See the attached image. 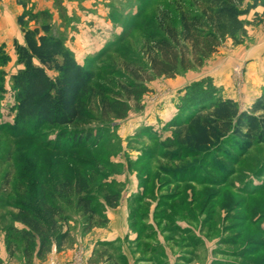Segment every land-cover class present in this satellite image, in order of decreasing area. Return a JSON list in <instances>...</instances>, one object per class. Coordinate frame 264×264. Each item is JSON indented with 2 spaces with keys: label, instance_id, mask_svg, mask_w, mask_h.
<instances>
[{
  "label": "rangeland",
  "instance_id": "1",
  "mask_svg": "<svg viewBox=\"0 0 264 264\" xmlns=\"http://www.w3.org/2000/svg\"><path fill=\"white\" fill-rule=\"evenodd\" d=\"M194 2L0 1V45L10 58L0 64V84L7 90L0 91V264H57L56 233L83 235L86 215L76 208L75 180L94 196L97 212L107 195L118 192L123 203L127 198L135 239L125 251L133 264L137 251L146 264H166V252L181 255L175 264L195 258L192 264H264V144L223 169L226 159L213 150L197 157L184 153L175 129L199 95L232 99L248 110L264 94V0H244L243 6H256L241 17L247 31L242 44L228 39L203 66L172 78L152 73L138 85L137 70H150L145 44L163 35L160 24L169 19L180 28V3L195 11ZM26 12H48L50 20L27 16L25 26L50 23L93 74L82 97L93 120L78 124L87 136L81 148L69 143L56 151L50 144L57 127L26 136L4 128L12 120L3 106L12 98L11 75L22 67L13 47L14 41L23 43L17 18ZM50 203L67 216L55 219V231L43 210ZM95 219L106 223L103 216ZM36 225L49 238L42 255ZM21 231L34 234L33 240ZM103 249L114 261L123 257L119 247Z\"/></svg>",
  "mask_w": 264,
  "mask_h": 264
},
{
  "label": "trees",
  "instance_id": "2",
  "mask_svg": "<svg viewBox=\"0 0 264 264\" xmlns=\"http://www.w3.org/2000/svg\"><path fill=\"white\" fill-rule=\"evenodd\" d=\"M243 2L195 0V11L192 5L180 3V28L168 18L166 26L160 24L163 35L145 44L144 52L150 70L141 67L137 70L138 85L144 79H151L153 74L172 78L180 72L203 66L228 39L237 45L242 44L247 31L241 17L256 6L255 3L243 6ZM27 16L35 20L39 17L50 20L48 12H26L17 18L23 43L14 41L13 47L22 67L11 75L12 98L3 106L12 120L3 124L4 128L14 135L26 136L33 135L44 126L57 127L55 140L50 144L56 151L62 152L65 144L69 143L73 149L81 148L87 136L78 124L93 120L82 102L83 95L91 89L93 74L66 49L63 38L53 32L50 23L26 27ZM9 59L0 45V64L6 66ZM0 91L7 93L2 84ZM175 129L178 130L177 140L184 153L197 157L213 150L226 159V166H223L226 169L251 147L264 144V94L248 110H241L232 99L211 100L207 95L206 98L199 95L187 106L184 120L181 124H175ZM72 188L77 196L76 208L86 215L84 233L94 226H100L96 216H103L104 221H107L105 206L115 208L119 204L118 192L112 196L107 195L102 210L97 212L92 206L96 201L94 196L83 193L84 186L81 187L78 180L74 181ZM22 210L25 213L30 211L25 208ZM43 210L47 219L53 223L54 231L58 216L61 220L67 219V216L62 218L64 209L56 204L44 205ZM21 232L32 240L35 236L27 231ZM35 233L40 239L38 254L42 255L49 238L45 228H39L38 225ZM69 239V230L56 233L58 249ZM141 243L137 238V248H140Z\"/></svg>",
  "mask_w": 264,
  "mask_h": 264
},
{
  "label": "crops",
  "instance_id": "3",
  "mask_svg": "<svg viewBox=\"0 0 264 264\" xmlns=\"http://www.w3.org/2000/svg\"><path fill=\"white\" fill-rule=\"evenodd\" d=\"M123 200L122 196L115 208L105 206L104 214L107 221L104 226H94L83 235L80 232L74 236L73 231H70V239L67 243H64L60 252L56 255L57 264H120V262L133 264L131 259L128 260L125 248L129 241L135 239V234H133L129 224L127 198L125 203L122 202ZM201 243L203 244V242ZM110 245L121 249L122 259L114 261L111 257L103 254L105 251L103 248ZM166 254L168 255L166 264H173L174 260L181 256L171 254V257L168 252ZM194 260L196 261V258ZM145 261H147V258L140 256L137 251V264H146ZM195 261L191 260L192 263ZM191 262L189 261V264H192Z\"/></svg>",
  "mask_w": 264,
  "mask_h": 264
}]
</instances>
